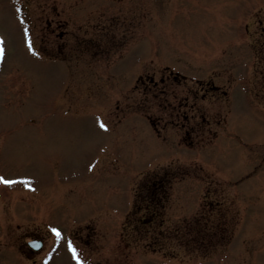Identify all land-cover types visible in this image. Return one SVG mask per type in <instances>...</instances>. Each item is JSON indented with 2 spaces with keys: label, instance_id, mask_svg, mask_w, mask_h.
<instances>
[{
  "label": "rangeland",
  "instance_id": "1",
  "mask_svg": "<svg viewBox=\"0 0 264 264\" xmlns=\"http://www.w3.org/2000/svg\"><path fill=\"white\" fill-rule=\"evenodd\" d=\"M259 11L264 0H0V176L12 181H0V264H264V51L248 17ZM208 78L226 94L197 83ZM146 176L186 225L157 253L92 216L95 198ZM199 191L226 227L197 220ZM85 226L99 246L68 236L74 256L66 235ZM27 236L43 240L39 254Z\"/></svg>",
  "mask_w": 264,
  "mask_h": 264
},
{
  "label": "flooded vegetation",
  "instance_id": "2",
  "mask_svg": "<svg viewBox=\"0 0 264 264\" xmlns=\"http://www.w3.org/2000/svg\"><path fill=\"white\" fill-rule=\"evenodd\" d=\"M257 21L262 28V30L259 31L261 32L260 37H262L260 44L262 45V50L264 51V44L262 43V41H264V13L259 16ZM262 56H264V54H262ZM259 65V71L264 72L263 64L259 63ZM261 82L264 86V80H261ZM210 87L216 90H220V88L217 85H214L212 82L210 84ZM261 98L264 100V94L261 95ZM154 179V176L145 178L140 182L142 183L140 185H137V181H132L130 187L131 190L125 192L123 197H114L112 200L106 199L105 197L102 199L95 198L97 207L99 209L103 208L102 214L108 212L114 215L113 218L109 219V224L111 221L114 222L115 229L118 231L119 235L125 237H123L126 243L125 246H130L135 249L138 246V242H144L145 245L149 246H153L154 244L163 245L169 242L171 240V237L174 236H176L177 241L181 242V237L183 235L182 230H184L186 225L178 219L176 220V222H173V219H170L169 215H164V213H166L165 209L169 208L170 197L168 196L167 192L161 191L158 185H154V183L159 182L158 180ZM115 186L119 187L120 185L115 184ZM199 194L200 197L199 200L196 201V203L198 205L197 207H199L200 209L198 213L200 218H197V220H202V217L206 215V219H204L205 226L207 223H209V230L213 233H215L219 226H221V228L224 226L226 227L227 219L225 220L224 225L218 223L217 216L214 217L215 211L211 206V201H208L206 200V198H204V201L206 202H202L201 191H199ZM106 203H109L112 206L105 207ZM222 207H224V204L217 206L215 209L221 210ZM115 216H117V218ZM88 228L89 227H86L84 229L85 233L82 236L75 237L84 246L90 247L91 250H93L99 246V240L93 236ZM161 230H164L163 232L167 231V237L159 238L158 236H156L158 234L154 235L155 231ZM122 231L124 233H122ZM175 233L176 235H174ZM143 237H146V239H142ZM28 238L39 237L28 236ZM102 242H104V240H100L101 244ZM210 242V246H214L217 241L216 239H211ZM114 246L116 248H119L120 243L115 242ZM132 259L133 256L127 257L121 255H113L111 257H107L106 259H98L95 261H98L99 264H122L130 263L132 262Z\"/></svg>",
  "mask_w": 264,
  "mask_h": 264
},
{
  "label": "snow or ice",
  "instance_id": "3",
  "mask_svg": "<svg viewBox=\"0 0 264 264\" xmlns=\"http://www.w3.org/2000/svg\"><path fill=\"white\" fill-rule=\"evenodd\" d=\"M29 47H30V50H31V45H29ZM2 52H3V49H0V53H2ZM100 126H101V127H105V125H104L103 123H101ZM0 181H2V182L5 183V184H10V183H12V181L4 179V177H2V176H0ZM51 231H52V232L54 233V235L57 236V237H59V236L61 235L59 229H57V228H52ZM68 247H69V249L73 252V254H74V256H75V252H76V250H75V248L72 246L71 241L68 242Z\"/></svg>",
  "mask_w": 264,
  "mask_h": 264
},
{
  "label": "water",
  "instance_id": "4",
  "mask_svg": "<svg viewBox=\"0 0 264 264\" xmlns=\"http://www.w3.org/2000/svg\"><path fill=\"white\" fill-rule=\"evenodd\" d=\"M28 244L31 245V247H33V248H37L39 246V244H35L32 242H29Z\"/></svg>",
  "mask_w": 264,
  "mask_h": 264
}]
</instances>
